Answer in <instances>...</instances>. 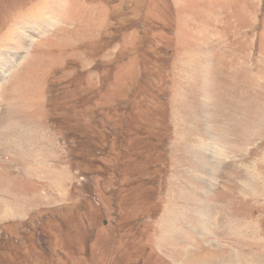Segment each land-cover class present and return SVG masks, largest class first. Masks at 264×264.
Segmentation results:
<instances>
[{
    "label": "rangeland",
    "instance_id": "rangeland-1",
    "mask_svg": "<svg viewBox=\"0 0 264 264\" xmlns=\"http://www.w3.org/2000/svg\"><path fill=\"white\" fill-rule=\"evenodd\" d=\"M1 61L0 264H264V0H0Z\"/></svg>",
    "mask_w": 264,
    "mask_h": 264
},
{
    "label": "crops",
    "instance_id": "crops-1",
    "mask_svg": "<svg viewBox=\"0 0 264 264\" xmlns=\"http://www.w3.org/2000/svg\"><path fill=\"white\" fill-rule=\"evenodd\" d=\"M235 35H237V33ZM235 38L236 36H234V41L236 40ZM198 40L200 41V45H201L203 42V38H200ZM240 46H241L240 44H237L235 45V47L234 46H230V47L233 49L234 52H236V54H240L241 50L239 49H242L240 48ZM224 49H229V48H221V50H224ZM198 196H200L198 198L203 199L204 195H198ZM200 203L202 202L200 201ZM194 205H195V208H194ZM187 207L189 209L188 212L190 213V217L186 219V217L183 216L181 218L183 222L179 223V228H185L187 224L190 226V223L192 222V220L193 219L194 221L196 220L195 222H192V226H190V230H191L190 234L186 233L185 235L186 237L188 236V238L191 240L189 243V248H196L199 250V252L202 251L203 249L205 250V247L207 246L205 241L206 239H210V242H212L216 246L215 249L220 250L224 254H230L235 251L243 253V252H250L252 250L250 247H247L246 242L242 243L241 241L231 239L230 237H227V236L223 237V236L216 234L217 232H219L220 221H222L221 214L219 213V209H220L219 204H216L213 208L212 222L208 221V210H207L208 208L207 209L202 208V206L200 207L199 204L196 206L195 201L194 203H192L191 205H188ZM196 209H199V210L203 209L204 212L202 213L201 217L205 216V220H202L204 221L203 226H201V230H203V233H200V234H198V230L200 228L201 218H200V215L196 214L197 213ZM206 210H207V217H206ZM168 212L171 216L173 214V216L176 217V215L173 212L169 210ZM240 229H242V227ZM180 230L184 231V229H180ZM194 241H198L200 242V244L198 246H192V243Z\"/></svg>",
    "mask_w": 264,
    "mask_h": 264
},
{
    "label": "bare ground",
    "instance_id": "bare-ground-1",
    "mask_svg": "<svg viewBox=\"0 0 264 264\" xmlns=\"http://www.w3.org/2000/svg\"><path fill=\"white\" fill-rule=\"evenodd\" d=\"M6 64H8V63H6ZM4 66H5V63L1 61V62H0V67L3 68ZM209 149H210V148H209Z\"/></svg>",
    "mask_w": 264,
    "mask_h": 264
},
{
    "label": "trees",
    "instance_id": "trees-1",
    "mask_svg": "<svg viewBox=\"0 0 264 264\" xmlns=\"http://www.w3.org/2000/svg\"><path fill=\"white\" fill-rule=\"evenodd\" d=\"M69 139H71V138H69Z\"/></svg>",
    "mask_w": 264,
    "mask_h": 264
}]
</instances>
